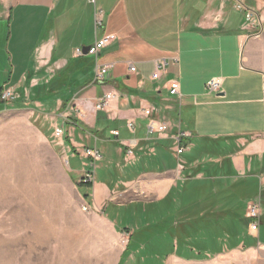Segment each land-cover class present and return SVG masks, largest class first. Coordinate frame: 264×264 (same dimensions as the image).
Returning a JSON list of instances; mask_svg holds the SVG:
<instances>
[{"label":"crops","instance_id":"crops-1","mask_svg":"<svg viewBox=\"0 0 264 264\" xmlns=\"http://www.w3.org/2000/svg\"><path fill=\"white\" fill-rule=\"evenodd\" d=\"M239 2L257 9L260 21L247 22ZM107 34L115 38L97 58L90 56L91 65L79 63L46 92L55 110L62 107L67 122L59 126L73 156L82 157L84 145L111 162L106 147H98L102 140L112 141L120 157L116 170L82 183L87 204L112 222L105 213L110 203L116 211L157 202L179 182L217 175L258 182L259 193L244 202L248 217L249 203L263 191L264 7L257 0H0V64L6 57L9 65L0 67V92L19 89L27 79L31 87L57 81L79 56L77 48ZM96 62L108 66L98 82ZM212 77L222 78L220 95L205 88ZM174 80L180 98L168 92ZM105 94L112 98L98 109ZM151 119L167 130L149 133ZM178 133L186 145L181 154ZM73 170L80 181L82 171ZM247 230L264 258V228Z\"/></svg>","mask_w":264,"mask_h":264},{"label":"rangeland","instance_id":"rangeland-1","mask_svg":"<svg viewBox=\"0 0 264 264\" xmlns=\"http://www.w3.org/2000/svg\"><path fill=\"white\" fill-rule=\"evenodd\" d=\"M3 59L0 67L8 69L7 58ZM29 81L14 90L13 100L0 107V264H146L138 251H131L124 259L122 255L132 229L146 223L147 217L132 210L114 211L110 203L105 213L113 223L106 221L89 206L87 191L73 170L78 167L82 174L93 171L96 175L113 172L120 161L114 143H97L102 152L106 147L111 162L100 159L94 169L84 166L88 161L69 152L66 135H54L61 121L67 122L62 107L55 110L49 103L52 98L42 105L38 96L46 91L37 93ZM83 148L80 146L81 151ZM245 235L250 238L247 229ZM158 239L170 241L168 235L154 241ZM257 246L249 254L241 243L194 260L172 253L161 257L160 264H264Z\"/></svg>","mask_w":264,"mask_h":264},{"label":"trees","instance_id":"trees-1","mask_svg":"<svg viewBox=\"0 0 264 264\" xmlns=\"http://www.w3.org/2000/svg\"><path fill=\"white\" fill-rule=\"evenodd\" d=\"M91 59L89 55H79L71 61L69 67L61 71L57 81L34 86L33 90L37 93L49 92L64 83L65 73L79 63L91 65ZM38 98L42 103L48 101L46 93ZM3 104L0 100V107ZM258 193L259 184L256 180L230 181L228 177L215 175L179 182L157 202H132L121 206L118 210H132L135 214L147 217L146 223L136 224L132 229L122 258H127L131 251H138L145 257L146 264H160L161 257L172 253L185 259H203L207 255L236 248L241 243L245 248L254 246L258 239L245 235L251 218L244 216V202ZM261 195L263 203V191ZM259 226L264 228V216L259 218ZM122 227L129 232L128 227ZM161 235H168L170 241H154ZM182 248L198 253L195 256L183 255Z\"/></svg>","mask_w":264,"mask_h":264},{"label":"built area","instance_id":"built-area-1","mask_svg":"<svg viewBox=\"0 0 264 264\" xmlns=\"http://www.w3.org/2000/svg\"><path fill=\"white\" fill-rule=\"evenodd\" d=\"M92 1V0H90ZM262 7H264V0H257ZM237 9L242 10L244 12V17L247 22L258 23L260 21V17L258 14V10L255 8H251L245 6L243 3H238L236 6ZM97 25L101 24L100 20L96 21ZM115 38L114 34H107L101 38L96 39L91 45H89L88 55L94 58H97L100 54V51L111 41ZM77 55H82V49H76ZM108 71V66L104 64H95V78L96 82L102 81ZM130 71H135V66H130ZM156 77V74H153V78ZM205 88L207 91L212 93H220L222 90V78L220 77H212L208 79L205 83ZM168 92L170 95L181 97V93L179 91V83L177 81H171L168 87ZM14 98V90L11 87L4 86L0 92V100L4 103L13 100ZM112 98L111 94H105L98 102L97 108L102 109ZM180 100V99H179ZM146 115L150 114L149 110H144ZM129 128H133V123L129 122ZM167 130V124L164 122H157L155 120H149L147 123V131L149 133L154 132H164ZM64 133V130L61 126H57L54 129V135L56 137H61ZM114 135H118V131H112ZM184 135L178 133L176 136V152L177 154H181L185 149L186 145L182 144V139ZM126 155H132V149H128L126 151ZM81 156L87 159L88 163L86 165L92 167L94 169L95 162L101 159V155L99 151L95 148H85ZM94 181V172L93 171H86L80 178V182L83 184L92 183ZM86 210V207H84ZM262 206L259 199L252 200L248 205V217L251 218V222L249 224V230L253 233L257 232L259 229V218L261 217Z\"/></svg>","mask_w":264,"mask_h":264},{"label":"water","instance_id":"water-1","mask_svg":"<svg viewBox=\"0 0 264 264\" xmlns=\"http://www.w3.org/2000/svg\"><path fill=\"white\" fill-rule=\"evenodd\" d=\"M82 55H88L89 46H83L82 48ZM219 95L221 93H218Z\"/></svg>","mask_w":264,"mask_h":264}]
</instances>
